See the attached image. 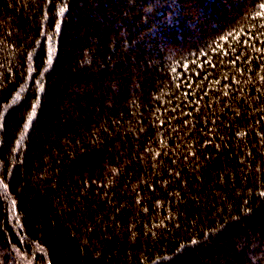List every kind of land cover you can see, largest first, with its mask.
I'll use <instances>...</instances> for the list:
<instances>
[{
  "label": "trees",
  "instance_id": "16d2710c",
  "mask_svg": "<svg viewBox=\"0 0 264 264\" xmlns=\"http://www.w3.org/2000/svg\"><path fill=\"white\" fill-rule=\"evenodd\" d=\"M0 264H264V0H0Z\"/></svg>",
  "mask_w": 264,
  "mask_h": 264
}]
</instances>
